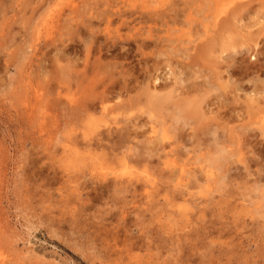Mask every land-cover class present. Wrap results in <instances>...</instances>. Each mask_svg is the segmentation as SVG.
Segmentation results:
<instances>
[{"label": "rangeland", "instance_id": "374dc122", "mask_svg": "<svg viewBox=\"0 0 264 264\" xmlns=\"http://www.w3.org/2000/svg\"><path fill=\"white\" fill-rule=\"evenodd\" d=\"M73 1L78 4L75 12L68 5ZM183 1L0 0L2 264H264V201L257 202L264 177L256 180V171H264V33L260 32L264 27V0H196L190 7L193 12L189 22L185 15L189 7ZM197 4L206 11L197 12ZM174 5L178 8L173 13L180 16L171 24L170 33L176 39L174 29L180 33L184 27L191 29L192 35L190 43H183L187 39L183 36L175 44L183 50L190 47L186 52L196 59L198 81L209 77L208 82L211 77L214 85L207 83L209 91L221 94L220 103L213 97L217 102L206 104L207 114L224 113L225 102L236 104L230 125L239 130L246 128L250 143L244 147L243 156L251 170L234 161L228 182H214L207 187L206 173L201 168L211 167L218 174L222 169L218 157L221 149L205 145L202 149H176L173 155H162L159 169L151 170L158 186L147 196L143 189L151 174L145 173L144 165L131 162L130 167H124L122 160L108 158L111 149H76L84 126L92 134V129L97 132L104 125L100 126L99 121L92 125L78 117L75 103L69 98L79 95L73 93L79 88L72 80L74 68L83 67L85 43L93 41L92 55L98 54L99 46L108 41L106 36L114 33L120 23L116 14H110L113 10L132 11L143 6L145 10L167 11ZM237 5L242 20L227 23L210 45L195 49L196 42L202 38L207 43L211 36L204 30H217L214 23L218 19H205L208 13L224 7L231 13ZM225 11L219 15L221 20L231 15ZM108 16L114 21L106 29ZM88 23L92 26L86 27ZM91 27L96 33H91ZM160 28L163 31L159 33L166 34L167 27ZM121 31L127 35L129 28L124 25ZM119 41L114 52L117 57H112L114 48H110L102 51V62L115 74L121 69L120 65L111 66L116 61L122 62L124 71L142 72L144 56L136 52L134 42ZM236 50L242 53L233 60L231 54ZM220 71L218 81L214 72ZM68 77L73 78L70 81ZM68 81L73 86L70 91L65 86ZM237 83L239 86L234 88ZM121 117L110 115L109 119ZM188 118L194 119L190 114ZM218 132L225 133L222 128ZM208 139L213 140L212 136ZM69 140L76 142L73 145ZM125 150L113 153L120 155ZM183 165L194 169L199 181L192 177L195 181L191 178V185L178 186L175 194L173 190L169 193L171 183L166 173L169 168ZM130 169L140 172L134 179L139 190L117 191L119 186L114 183L119 185L116 180L130 178Z\"/></svg>", "mask_w": 264, "mask_h": 264}, {"label": "bare ground", "instance_id": "6f19581e", "mask_svg": "<svg viewBox=\"0 0 264 264\" xmlns=\"http://www.w3.org/2000/svg\"><path fill=\"white\" fill-rule=\"evenodd\" d=\"M195 1L196 0L183 1L184 5L189 7V11L186 12L187 14L185 13L186 22H189L191 19L190 17L193 10H191L190 7L193 5V2L196 4ZM68 5L71 11H77V3H74L73 1V3H69ZM234 7L235 8L231 10V13L229 8L227 9L229 11V14L227 15L231 14L227 20H221L219 18L220 13H224L225 7L220 8V12L212 11L208 13L205 19L208 20L211 18L212 20L214 19V22L216 19H218V21L214 23L217 26V30H204V33H208V35L210 34L211 36L207 37V43H204V39L202 40V38V41H199L200 43L196 42L194 45L195 49L203 47L204 45L205 47L210 45V43H212L210 41L213 40L215 36H218L217 32L219 33V30H221L224 25L226 26L227 23H231V21L234 23L237 22V20H242L243 15L241 14L240 7L238 5ZM177 8L178 6L176 7V5L169 7L167 11L145 10L143 6L141 8L138 7L131 9L132 11H125L123 8H116V10H113L110 14H116L118 16V20L121 21L115 26L114 33L109 32L110 36H106V41L108 40L107 43L104 40L106 44L101 47L99 46V50L96 51L99 52L94 56L92 55L93 41L85 43L83 67H81V70L74 68L75 77H72L74 80H72V78L69 79L68 77V80H72V82L75 81L77 87L79 88L78 90L73 91V93L76 92L79 95H73L69 98V101L75 103L73 104V109H75L74 111L77 110V116L82 118V120H88L89 124L91 123L93 125L95 122L99 121L101 122L100 126L104 125L103 128L99 129L100 131L98 130L95 132V130L92 129L91 132L94 134H88L85 130L86 126H84L82 129L85 131L83 130L81 132V141H78L76 149H111L109 153L106 152L109 155H107L108 158L122 160V162H124V165L122 166L124 167H130L129 163L131 162L137 165H144V167L148 170H146L145 173L147 172V174L152 175V177L151 175H147V185H145V189L142 188L145 190L143 192H145L147 196L150 195L153 188L155 189L156 185L158 186L157 179L155 174L152 173V169H154L153 167L158 168L162 155L168 156L170 153L173 155V152H176V149H202L203 145H205V147L213 146L216 149H221V153L218 156L220 158V164H222V169L219 171L220 173L218 172V174H215L211 167L205 169L201 168V172L205 171L206 173L208 182L206 186L211 187L214 182H228L227 178L230 176L229 171H231V164L234 161H238L239 163L241 162L246 165V156H243V149L247 144L250 143L248 140L249 135L245 131L246 128L239 130L236 126L230 125V121L234 119L236 104L231 106L229 102L228 104L225 102L222 104L225 106L224 113L219 112L217 114H207V108H205L206 104L215 103L217 101L220 103L221 94L214 95L209 91V85H214V80L211 79V77L210 80H207L209 85H207L208 82H206V79L209 77L205 76V80L201 82L198 81L197 78H199V76L197 75V69L194 67L196 65V59L191 55V53L186 52L190 49V47L187 46L185 47V50H183L182 48H178V46L175 44L178 42L176 39L180 38L182 40L181 37L183 36L187 38L186 40H183V43L188 44L190 43V37L192 36L191 29L186 30L184 27H182L180 33H176L179 32L177 28L174 29L175 32L173 31V33L176 35V39H174V36L170 33V30L172 29L171 24H175L178 20L177 16H180L177 12L173 13V10L177 11ZM196 9L197 12L201 10L206 11L205 8H200L198 4L195 7V10ZM203 11L202 15L205 14H203ZM128 17H131V19ZM113 21L114 20L108 16L106 20V29L111 27ZM89 23L85 24L86 27L92 26ZM201 24L205 27L204 20L201 22ZM124 25L129 28V33H127V35L121 31ZM160 26H164V28L167 27L164 29L166 34L159 33L163 31ZM90 30L92 34L96 33L95 29L92 27ZM260 32L264 33V27L261 28ZM261 33L257 32V34ZM121 39H128V41L130 40L129 42H134L133 44L136 46V52L139 55H142V57L144 56L142 72H132L131 70L124 71L125 69L123 70L122 62L116 61L111 63V66L117 68L120 65L121 69L117 71L118 74H115L116 71L114 72L110 68H107L109 65L107 64L108 66H106V63L102 62V51H107L110 50V48H114L112 50V57H115L116 54H114V52L117 48L118 41ZM128 41L127 43H129ZM122 47L125 48L124 43ZM122 47H120V49H122ZM128 49L129 48H127V50ZM181 49L182 52H179L178 50ZM239 53L242 52L236 50L234 54H231L232 59L236 60V55ZM121 54H123V52ZM71 65L73 66L72 63ZM231 67H234L233 69L237 70L234 64H232ZM262 67H264V62L261 63V68ZM246 68L249 69L248 66ZM62 69L58 70L62 72ZM163 69L164 71L166 70V72H164ZM214 74L218 77V79L217 77L216 79L219 81V75L221 74V71L220 73L214 72ZM214 74L212 75V78L214 77ZM175 75L178 76L176 77ZM217 80L216 82H218ZM70 81H68V84L65 85L66 88H68L66 90L69 91L71 87L73 88ZM226 85H224V87ZM238 86L239 85L237 83L233 87L236 88ZM70 93L73 94L72 92ZM213 97L218 98L217 101L213 100ZM222 97H224V95H222ZM112 99H115L113 103L111 101ZM70 104L72 105V103ZM210 111L212 110L210 109ZM117 114L122 115L121 119L115 121L109 119L110 115ZM188 114H190L194 119L190 120L188 118ZM225 114H227L226 118ZM178 116H180L182 120H180ZM116 117L113 119H116ZM220 128H222V132L225 130V133L223 132L224 134L220 133L221 131L218 132ZM95 129L97 130L98 127ZM247 131L249 132V130ZM210 136H212L213 140L210 139L212 142H207L209 141L208 138H210ZM73 141H70L69 143ZM116 149L127 150L121 151L122 153L119 155V153H113V151ZM161 151H163V153ZM261 157L264 158V155ZM161 162L163 163V161ZM166 163L172 165L169 160H167ZM157 164L159 165L157 166ZM245 167H247V165ZM248 169L251 170L250 167H247V170ZM260 169L256 171L257 173L255 172L256 180L258 182L262 181L264 177V171ZM154 171L156 172L157 170ZM196 173L197 172H195L194 169L187 168L186 165L180 166L178 168L174 167L173 169L169 168V172L166 173V179H169L168 182L171 183L169 184L170 187L168 186L170 188L169 193L173 190V194H175L174 190L178 186H186L188 183L191 185L190 180L193 179L192 177H194L196 182H198V175ZM120 176L121 175H119V177ZM128 176L130 178L125 180H116V183L119 182V185L115 184L113 181L115 186H119L117 191H132L135 193L137 190H139L134 179H138L137 176H140V172L138 173V170L130 169L128 171ZM215 178L216 180H213ZM187 187H189V185H187ZM112 189L114 190V188ZM210 190L211 189H209V191ZM258 190L260 200L257 202H260L261 200L264 201V184H259ZM115 193H117L116 190L113 192V194ZM259 204L260 205L258 207L262 205L261 203ZM3 259H0V264L3 263Z\"/></svg>", "mask_w": 264, "mask_h": 264}]
</instances>
